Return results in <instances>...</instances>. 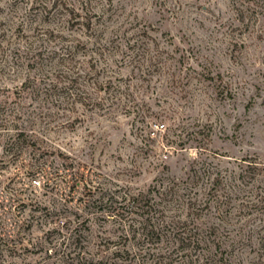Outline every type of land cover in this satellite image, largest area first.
Masks as SVG:
<instances>
[{
	"label": "rangeland",
	"instance_id": "374dc122",
	"mask_svg": "<svg viewBox=\"0 0 264 264\" xmlns=\"http://www.w3.org/2000/svg\"><path fill=\"white\" fill-rule=\"evenodd\" d=\"M254 9L0 0V264H155L122 195L196 175L191 195L150 198L173 209L212 197L198 220L218 228L230 264H264V17Z\"/></svg>",
	"mask_w": 264,
	"mask_h": 264
},
{
	"label": "trees",
	"instance_id": "16d2710c",
	"mask_svg": "<svg viewBox=\"0 0 264 264\" xmlns=\"http://www.w3.org/2000/svg\"><path fill=\"white\" fill-rule=\"evenodd\" d=\"M248 1L252 2L255 5L254 10L259 11L264 17V0ZM88 26H90V22H88ZM102 86L103 83L97 87L101 88ZM49 181L47 180L46 183L52 187L53 185ZM199 182L200 177L196 175L191 177L189 182L187 179L182 182H171L167 187L162 186V190L160 189L161 185L159 187L154 185L147 192L138 191L137 193L122 195V200H128L131 204V207H127L128 213L130 215L137 214L141 217L139 243L142 249L145 248L143 256L146 260L151 258L152 261H155V264H230L231 257L226 256L221 250V240L216 238L218 228L214 224H206L198 220L205 210L211 209L212 197L198 203L197 199L188 196L186 205H184V200H181L179 208L173 209L169 205L161 207L160 202L150 198L156 191L160 194L159 198L161 200L171 202L173 199L181 198L185 194L191 195L190 190L192 187L190 189V186ZM183 184L184 194H181ZM253 206H249V209ZM183 210H186V212L184 213ZM168 212L173 214L168 215ZM129 227L134 231L136 230L133 223H130ZM203 228L206 229L207 233L203 232ZM212 235H214V238L211 240L210 236ZM125 238L128 239L129 235H126ZM212 243L216 245V250L206 252L205 250H209ZM126 251L131 255V252ZM87 263L104 264L103 260L99 263L94 261Z\"/></svg>",
	"mask_w": 264,
	"mask_h": 264
}]
</instances>
